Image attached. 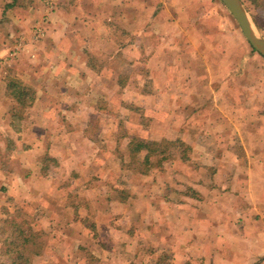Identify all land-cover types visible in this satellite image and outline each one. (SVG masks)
I'll use <instances>...</instances> for the list:
<instances>
[{
  "label": "crops",
  "instance_id": "1",
  "mask_svg": "<svg viewBox=\"0 0 264 264\" xmlns=\"http://www.w3.org/2000/svg\"><path fill=\"white\" fill-rule=\"evenodd\" d=\"M6 209L68 264H264V57L217 0H0Z\"/></svg>",
  "mask_w": 264,
  "mask_h": 264
},
{
  "label": "trees",
  "instance_id": "2",
  "mask_svg": "<svg viewBox=\"0 0 264 264\" xmlns=\"http://www.w3.org/2000/svg\"><path fill=\"white\" fill-rule=\"evenodd\" d=\"M244 2L258 28L263 30L261 21L264 19V0H244ZM7 86L8 93L18 101L20 106V110L16 109L13 115L15 118L14 123L18 125L23 111L33 103L35 91L21 80L15 78L9 79ZM162 146L165 149L166 144L164 143ZM143 152L146 153L142 156ZM161 152L164 154L162 149ZM158 154L159 150L157 147L150 146L141 140H134L130 145V164L128 166L141 173H148L153 164V158L156 159ZM168 158L166 155L158 156L155 161L156 165L162 164ZM124 193V191H120L121 195H124ZM4 213L5 217L0 219V264H34V259L37 256L40 257L42 251L40 250L42 245L40 237L45 236L46 233L44 231H35L28 216L23 213H11L7 209ZM55 238L63 241L62 237L55 236ZM80 249L88 251L85 247H80ZM45 251L47 252L48 248ZM158 263H162V260ZM187 264L191 263L188 262Z\"/></svg>",
  "mask_w": 264,
  "mask_h": 264
},
{
  "label": "rangeland",
  "instance_id": "3",
  "mask_svg": "<svg viewBox=\"0 0 264 264\" xmlns=\"http://www.w3.org/2000/svg\"><path fill=\"white\" fill-rule=\"evenodd\" d=\"M243 2H244V0H243ZM244 4L246 5L245 2H244ZM246 7H247V5H246ZM250 15L254 21V18H253L251 13H250ZM261 23L263 25V30H260L258 28L257 24L256 23L255 24H256L257 28L259 29V31L261 32V34L264 36V19L261 21ZM23 214H25V213H23ZM29 220H30V218H29ZM72 234H73L72 236H69L65 239L69 240L70 242L77 240L78 238H77L76 232H72ZM51 238L52 237L48 234H45V236L40 237V241L42 242L40 250H42V251H41L40 257L37 256L35 258L36 262L34 259V262H35L34 264H68L67 258L64 257L65 252H54L51 249L52 246L60 245V243H62L63 241H61L60 239L55 238V237H53L52 239ZM46 248H49L47 251L48 253L45 251ZM89 254H90V256H89ZM68 255L71 256V262L69 264H73V261H75L76 263L79 262L80 257L82 260V264H96V260H97L95 255L92 253V251H89V250L88 251H86V250L81 251V253L79 251L78 252L70 251L67 253V257H68ZM75 262H74V264H75Z\"/></svg>",
  "mask_w": 264,
  "mask_h": 264
},
{
  "label": "water",
  "instance_id": "4",
  "mask_svg": "<svg viewBox=\"0 0 264 264\" xmlns=\"http://www.w3.org/2000/svg\"><path fill=\"white\" fill-rule=\"evenodd\" d=\"M229 11L250 46L264 57V36L257 28L243 0H219Z\"/></svg>",
  "mask_w": 264,
  "mask_h": 264
},
{
  "label": "built area",
  "instance_id": "5",
  "mask_svg": "<svg viewBox=\"0 0 264 264\" xmlns=\"http://www.w3.org/2000/svg\"><path fill=\"white\" fill-rule=\"evenodd\" d=\"M17 51V50H16ZM14 52V51H13ZM17 52H14L13 55H15Z\"/></svg>",
  "mask_w": 264,
  "mask_h": 264
}]
</instances>
